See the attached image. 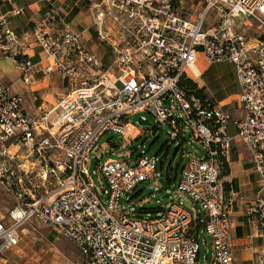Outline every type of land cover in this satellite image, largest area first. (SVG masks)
<instances>
[{
	"label": "built area",
	"instance_id": "2783aa9c",
	"mask_svg": "<svg viewBox=\"0 0 264 264\" xmlns=\"http://www.w3.org/2000/svg\"><path fill=\"white\" fill-rule=\"evenodd\" d=\"M86 2L89 29L104 57L87 49L83 34L58 12L47 13L22 34L0 18V61L10 59L24 85H32L35 66L28 52L33 48L41 51L43 75L71 85L54 107L31 114L0 77V143L28 150L27 166L18 154L0 150V163L8 161L6 167L0 164V179L13 175L14 166L20 177L41 181L44 188V194H30V202L12 207L7 221L0 219V257L18 245L23 226L35 221L79 249L89 264H198L201 237L211 245L212 264H234L221 168L236 140L251 154L264 184V36L247 37L236 19L256 20L264 30V0H202L187 9L183 0ZM210 11L215 21L206 25ZM23 13L12 8L14 16ZM219 64L232 66L238 86L229 102L187 93L183 82L197 84L205 69ZM233 104L243 118L232 116L227 108ZM145 113L169 127L165 135L172 143H184L188 134L204 154L182 153L187 161L172 188L178 199L148 214L123 209L121 199L154 177L156 158L130 163L131 151L105 159L95 170L99 190L90 172L99 139L117 134L130 146L142 131L128 118ZM166 183L163 189H171L170 175ZM154 186L161 188L158 180ZM186 198L199 207L195 214L184 207ZM244 212L264 222V199L257 197ZM254 260L264 264L260 254Z\"/></svg>",
	"mask_w": 264,
	"mask_h": 264
},
{
	"label": "rangeland",
	"instance_id": "374dc122",
	"mask_svg": "<svg viewBox=\"0 0 264 264\" xmlns=\"http://www.w3.org/2000/svg\"><path fill=\"white\" fill-rule=\"evenodd\" d=\"M190 1L183 0V7L187 9L192 4L194 6L193 8H196L197 1H193L191 4ZM214 21V13L210 11L206 17V25H211L214 23ZM245 23L246 27L243 26ZM236 27L244 29L247 37L250 38L264 36V30H261L258 27V23L256 22V20L250 18H237ZM31 50L32 53H28L31 56L34 54L37 55V53H41V51L38 49L33 48ZM102 56L104 57V55ZM0 63H3L6 66V70L14 68V64L10 59H2ZM0 72L2 74L5 73L2 72L1 69ZM231 73V68L229 66L221 65L219 67H216L209 75L208 73H206L204 78L205 83L203 81H200L199 83L197 82L198 89H205V92L210 96V98L212 100H216L218 99L216 97L217 94L216 92L210 90V84L208 80H210L211 84L213 85L219 82L220 79L223 80L224 77H227ZM49 77L51 78L53 76ZM69 85L70 83H68V81H65L63 85H61L60 89L65 90L67 89L66 87H69ZM38 87L42 88L43 86L41 85ZM207 87L209 89H207ZM221 89L222 91L226 90L223 95L226 98L227 93H229L227 92V90H236L234 79L231 78V81L222 84ZM49 90L50 87L47 90L44 89L38 93H35L33 97H37V95H40V97L45 100L42 102L47 105V97L45 98V93H49ZM12 91L14 93L17 92L15 87L12 88ZM16 94L21 96L23 104H25L24 107H29V102L24 99L20 93L17 92ZM142 117L146 119L149 124L140 125L138 123V119ZM128 121L129 123L131 122L134 126H136L140 131H142L141 137L134 140V142L131 143L130 146L125 147V142L122 141L119 135H113L111 133L104 134L99 139L98 144L90 155V172L92 173L91 175L95 187H97V190H99V180L97 174L95 173V170L101 166L102 162L105 159H116L121 154H126L131 151H133V153L131 155L132 158L130 160V163H134L140 157L147 159L156 158L157 163L154 170V177L139 185V187L135 189L128 198L123 197L121 199V205L123 209L131 210L133 207L132 211L136 213L146 212L148 214L151 211L160 209L165 205L169 206L172 202L178 199L179 196L172 193V188L176 186L175 180L177 178V175L180 173V169L185 165L187 161V159L182 160V153L187 152L188 158H191V156L202 158L204 154L198 143L190 138L188 134L183 136V140L185 141L184 143H180L179 141H176V143H172L167 139V136L165 135L169 131V127L167 125L159 126L156 123L155 119L148 113L132 115L128 118ZM109 138H111V140L108 143L106 142V140ZM104 144H107V146L105 148H101ZM8 145L9 142L0 143V150L3 149V147H8ZM176 145H179V150L176 152L175 156H173L172 153ZM9 150L11 154H14L17 148L10 147ZM18 153L20 155L25 154L24 150H19ZM5 161L6 162L1 163H3L6 167L8 165V161ZM24 166H27V164ZM14 168V166L11 168L13 175L6 173V175L3 174L2 178L0 179L3 182L2 184H0V219H3L4 221H7L8 212L12 207L18 204H25L30 202V194H44V188L42 187L41 181L35 180L34 178L25 179L23 177H20L19 172H17ZM169 175L171 177V189L164 188L162 189V191H159V188L154 186V181L163 178L166 185ZM50 188L48 189L47 186L46 189H48L49 191ZM148 190L159 192L157 194V197L159 198H161L164 194H169L170 197L162 198L158 202L152 201L151 198L153 197V195L149 194ZM145 200H148L149 202L147 204H142V202H144ZM184 207L193 214H195V211L199 209L197 205L192 203L187 198L184 201ZM203 240V237L199 239L200 251L198 256V264H212L211 245L208 244V246L206 247L205 244H203ZM0 259V264L90 263L81 255L79 249L75 248L59 234L55 233L52 228L39 225L35 221L27 223L23 226L22 238L19 241L18 245L11 251H8L3 256H1Z\"/></svg>",
	"mask_w": 264,
	"mask_h": 264
},
{
	"label": "crops",
	"instance_id": "0c3cea01",
	"mask_svg": "<svg viewBox=\"0 0 264 264\" xmlns=\"http://www.w3.org/2000/svg\"><path fill=\"white\" fill-rule=\"evenodd\" d=\"M193 1H197L196 5L198 6L202 0H191L190 4ZM12 2V4H9L6 0H0V18H3L7 27L14 30L17 34L29 32L47 13L55 11L66 16V22H69L77 32L83 34L84 38L87 40L84 44L87 49L96 52L98 56L105 55L106 52L104 47L97 44L89 29L92 22L87 10L86 0H54L51 5L38 0H12ZM191 6L193 5L191 4ZM191 6H189V8ZM14 7L23 8L24 13L19 16H14L12 14V8ZM28 53H30V51ZM41 55V53L30 55L31 62L35 66V71L32 72V85L30 86L24 85L19 80L20 75L15 67L6 70V66L0 63V69L2 72H5L4 74L0 72L1 79L4 83L12 85V88L15 87L17 92L29 102V107L25 106V109L31 114L39 113L42 108L50 109L54 107L61 97L69 92L71 87V85H69V87H66L67 89L61 90V85L67 80L61 79L56 75L51 78L47 75L43 76L41 69L44 66V61L42 62ZM221 65L231 68L232 79H234L232 66L229 64H219V66ZM219 66H209L205 69L198 83L200 81L205 83L204 78L206 73L210 69ZM234 84L236 86V90L234 89L235 91L231 92L229 95L227 94L226 98L224 97L219 101L213 99V101H228L233 98L238 92L235 79ZM41 85L43 86L42 88L38 87ZM49 87V93H45L47 105L42 102L45 100L41 98L40 95L33 97L35 93L44 89L47 90ZM207 89L209 88L207 87ZM202 91L209 96L205 92V89H202ZM227 109H229L234 118H243V111L237 104L230 105ZM229 134L234 135V130L232 128L229 129ZM124 146L126 145L124 144ZM10 147H16L17 150L14 154L19 155L20 163L22 162L23 165H28V162L25 160V156L28 154V150L26 149L27 146L23 144L17 146L16 144L9 143L8 147H3L1 150H6L10 153ZM19 150H24L25 154L20 155L18 153ZM227 161V172L222 175V180L225 184L226 199H228L231 206L234 264H254L256 255L260 254L264 257V222L256 219L251 220L246 216L244 211L246 206L257 199V197L264 199V184L261 183L260 176L252 167L251 154L240 141L236 140L233 143L228 152Z\"/></svg>",
	"mask_w": 264,
	"mask_h": 264
},
{
	"label": "trees",
	"instance_id": "16d2710c",
	"mask_svg": "<svg viewBox=\"0 0 264 264\" xmlns=\"http://www.w3.org/2000/svg\"><path fill=\"white\" fill-rule=\"evenodd\" d=\"M212 70L213 69H210L207 72L208 75L210 73H212ZM231 78H232V76H231V74H229L227 77H224L223 80L220 79L219 82H217L216 84H213V85L211 84V81L207 79L209 81V84H210V90L216 92V94H217L216 97L218 99H216V100L219 101L222 98H224L223 95L226 92V90L225 91H222V89H221L222 84H225V83L231 81ZM182 84L185 87V90L187 91V93H192L193 95H196L197 97H200V98H203L206 95L202 90L198 89V86H197L196 83H194V82H192L190 80L189 81H185ZM230 91L232 92L234 90H227V92H229V93H227L228 95L230 94ZM221 169H222V171H221V178H222V175L226 174V172H227V164L224 163L222 165V168Z\"/></svg>",
	"mask_w": 264,
	"mask_h": 264
},
{
	"label": "water",
	"instance_id": "95a60500",
	"mask_svg": "<svg viewBox=\"0 0 264 264\" xmlns=\"http://www.w3.org/2000/svg\"><path fill=\"white\" fill-rule=\"evenodd\" d=\"M138 123H139L140 125L149 124L148 121H147L146 119L143 121L141 118L138 119ZM110 140H111V138L107 139L106 142L109 143ZM178 149H179V145H176V147L174 148L173 153H172L173 156H175V154H176V152L178 151ZM158 183H159V185H161V188L159 189V191H162V189H163V187H164V184H165L164 179H163V178H162V179H161V178L158 179ZM148 193L151 194V195H153V197H152L151 199H152V201H156V202L160 201V199H162V198H168V197H170L169 194H164V195H162L161 198H159V197H157V194H158L159 192H154L153 190H148Z\"/></svg>",
	"mask_w": 264,
	"mask_h": 264
}]
</instances>
